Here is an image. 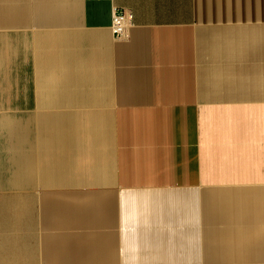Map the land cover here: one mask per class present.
I'll return each instance as SVG.
<instances>
[{"label":"crops","instance_id":"obj_1","mask_svg":"<svg viewBox=\"0 0 264 264\" xmlns=\"http://www.w3.org/2000/svg\"><path fill=\"white\" fill-rule=\"evenodd\" d=\"M0 264H264V0H0Z\"/></svg>","mask_w":264,"mask_h":264},{"label":"built area","instance_id":"obj_2","mask_svg":"<svg viewBox=\"0 0 264 264\" xmlns=\"http://www.w3.org/2000/svg\"><path fill=\"white\" fill-rule=\"evenodd\" d=\"M111 26L112 34L118 40H124L129 36V30L133 26L134 17L128 10L114 9Z\"/></svg>","mask_w":264,"mask_h":264}]
</instances>
